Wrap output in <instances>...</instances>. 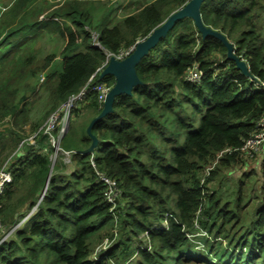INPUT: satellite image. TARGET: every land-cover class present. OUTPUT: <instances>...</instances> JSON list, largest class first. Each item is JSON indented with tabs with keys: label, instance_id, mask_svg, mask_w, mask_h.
I'll use <instances>...</instances> for the list:
<instances>
[{
	"label": "trees",
	"instance_id": "16d2710c",
	"mask_svg": "<svg viewBox=\"0 0 264 264\" xmlns=\"http://www.w3.org/2000/svg\"><path fill=\"white\" fill-rule=\"evenodd\" d=\"M33 1L13 0L3 14L0 121L12 116L20 124L25 119L20 113L28 111L25 90L32 86L24 79L47 69L55 59V54L48 55L43 65L33 66L37 55L22 46L27 37L42 31L57 33L65 41L62 69L49 74L53 76L51 112L86 83L113 85L110 74L101 77L98 72L89 78L110 53L146 37L188 0H154L112 25L105 21L109 10L101 18L105 22L98 31L99 45L92 42L88 28L96 25L83 0L29 7ZM200 11L204 24L232 41L250 72L264 80V0H204ZM80 43L83 50L67 55ZM193 64L203 71L200 82L183 77ZM136 72L140 83L130 94L117 95L112 110L91 126L97 138L92 150L95 167L113 178L120 189L119 239L97 259L90 258L92 238L114 222L104 185L96 179L91 164L92 154L86 152L92 144L87 132L90 119L77 137L72 131L61 140L65 148L76 150L72 155L80 163L77 169L61 173L52 167L50 148L54 146L47 134L37 140L38 148L28 146L13 162L12 181L0 200V216L17 211L11 201L15 182L31 178L32 196L22 202V217L36 204L51 168L52 174L37 210L17 229L16 239L0 244V264H110L111 260L122 264L135 251L134 236L144 231L150 248H142L140 242L133 264H200L208 259L210 264H264V206L247 228L228 227L240 221V211L229 207L227 200L221 203L215 192H206L207 202L197 221L209 236H197L199 242L187 236L197 233L194 220L202 196V166L224 147L240 146L254 131L264 115V90L227 57L220 39L203 37L190 17L174 23L136 64ZM88 99L94 117L102 106L94 91L88 92ZM4 131L0 128V135ZM239 158V153L226 154L212 175L219 166L232 165ZM237 201L242 209V194ZM164 220L166 225L161 226ZM154 224L160 227L155 229ZM217 237L225 238L227 244Z\"/></svg>",
	"mask_w": 264,
	"mask_h": 264
},
{
	"label": "rangeland",
	"instance_id": "374dc122",
	"mask_svg": "<svg viewBox=\"0 0 264 264\" xmlns=\"http://www.w3.org/2000/svg\"><path fill=\"white\" fill-rule=\"evenodd\" d=\"M63 0H38L35 4L36 7H43L51 3H57ZM85 6L90 8L89 11L93 15L94 24L96 26L88 28L92 34V42L96 44L98 42V31L99 28L103 26L104 22L106 21L107 24H112L114 21H119L122 19L124 14L128 12L121 11V6H118V2L120 0H83ZM139 5V8L144 5L141 2L146 3L147 0H135ZM13 0H0V39L4 36L6 31V25L3 23L2 18L4 12L6 13L7 10L10 8ZM141 4V5H140ZM111 10L110 16L106 17V20L102 22L101 18H104L107 15V12ZM65 41L63 38L57 33H43L40 31L38 34H33L32 37H27L26 41L22 46L28 48L30 52H33L37 55L36 60L33 62V66H41L43 65L44 58L48 55L55 54V59L53 62L47 67V69L38 70L34 74H28L24 79V82L30 84L31 88H27L25 90V94L27 95V99L24 101L27 108V113H20L21 118H25L20 124H16L15 118L7 117L6 119L0 121V128H5V131L0 135V168L5 164L9 165L13 162H17L18 154L23 152L28 146H37V140H39L40 136L45 133V128L48 125V122L52 115L56 111L49 112V109L52 105L50 103V79L53 76L49 77V74L56 69L58 65L62 63L61 58V49L64 46ZM84 49L82 43L78 44L75 49L68 52L67 55H72L76 52H79ZM63 56V55H62ZM62 67L60 66L58 72L61 71ZM56 72V70L54 71ZM90 100H86L82 102L80 108L78 110H74L71 112L69 118L65 117L62 120L63 123L66 124V129L60 138L57 140V131H53V134L56 136L57 145L55 147L50 148L51 153L50 157L52 159V167L56 166L57 170L61 173H68L72 170L77 169L80 166V163L75 161L73 158V152L65 153L64 150L70 151L71 149H67L61 143L62 138L65 135H69L73 131V135L75 137L81 133V128L84 124L92 120L94 117V113L89 106ZM62 106V105H61ZM57 107L58 109L61 108ZM103 107V106H102ZM25 116V117H24ZM92 117V118H91ZM10 127V128H9ZM52 146L53 144L50 143ZM95 148V147H94ZM49 150V149H48ZM93 150V149H92ZM73 151V150H72ZM76 151V150H75ZM91 156H93L92 151H90ZM264 146L260 157L256 158H244L235 162L232 165L228 166H219L216 169L215 173L208 177L205 184V191L209 193L215 192L216 195L220 198L221 203H225V201H229V207L234 209H238L240 212L241 217L239 218L240 221L228 224V227L231 225H236L235 228H238L241 225H244L243 228H247V225L250 221L255 220L257 218L256 211L261 207L264 206ZM201 173V172H200ZM97 179V177H96ZM98 180V179H97ZM99 181V180H98ZM240 188V190H239ZM31 178H24L19 182H15V185L12 189L13 191V200L12 203L16 204L17 211L13 215L9 213L7 216L1 215L2 226H0V244L2 242H8L12 239H16V231L17 226L15 229L14 226L17 222L21 219L20 213L24 210V205L22 202H26L31 197ZM46 191V190H45ZM43 190L40 192V197L37 199L36 204L38 205L39 201L41 200ZM45 193V192H44ZM43 193V194H44ZM242 194V209L240 206L238 207L237 200L238 195ZM38 193L36 194V197ZM43 196V195H42ZM35 197V198H36ZM29 202V201H28ZM22 203V204H21ZM35 204V205H36ZM111 207V205H110ZM120 207L119 200H116V208L111 211L112 216L114 214L118 215L117 208ZM200 214V213H199ZM198 214V215H199ZM194 222L197 220V216ZM10 218V220L6 221V219ZM198 222V221H197ZM23 226V225H22ZM21 226V227H22ZM157 224H154L152 227L156 229ZM18 227V228H21ZM120 228V218L118 217L117 222H113L111 225L100 233L97 237L94 236L92 238V252L90 258L96 259L97 256L110 248L115 241L119 239L121 236ZM194 230L197 231L196 234H187L190 239L196 240L199 242L197 236H209L206 234L207 231L200 229L201 227L194 226ZM240 228V227H239ZM238 228V229H239ZM242 228V229H243ZM116 229V231H114ZM116 232V233H115ZM147 232L144 231L137 236H134L133 245L136 247L134 253L128 260H123L122 257L118 258V261L122 264H133L136 261V258L139 254L137 246L140 243L142 248L148 249L150 248V241L146 237ZM195 236V237H194ZM108 238L110 241V246L107 248H103V244L105 239ZM214 239V238H213ZM216 239L222 240L224 245L227 244V240L225 238L217 237ZM203 241V239H201ZM199 245H203L198 243ZM201 250V249H200ZM204 254L209 256V253ZM206 258V257H204ZM207 259V258H206ZM110 264H116L114 260L110 261ZM204 262V263H203ZM200 264H210L211 259L203 261ZM189 264H193L189 263ZM197 264V263H194ZM216 264V263H215Z\"/></svg>",
	"mask_w": 264,
	"mask_h": 264
},
{
	"label": "built area",
	"instance_id": "2783aa9c",
	"mask_svg": "<svg viewBox=\"0 0 264 264\" xmlns=\"http://www.w3.org/2000/svg\"><path fill=\"white\" fill-rule=\"evenodd\" d=\"M139 40L141 39H138L135 43L127 47L120 48L118 51L114 53H110L109 57L115 56L118 59H123L124 57L129 55L134 50L135 45ZM96 44L99 45L98 42ZM240 57L244 59L242 56ZM107 62L108 60H106V62L103 65L98 66L95 70V73H93L90 76L89 80H91L96 73L98 72L101 73L104 67L106 66ZM202 75H203V71L200 70L196 64H193L192 66H189L186 69L185 73L183 74V77L184 79L191 81V82H200ZM247 77L253 82V84L256 87H259L264 90V80L263 79L253 74L251 76L247 75ZM112 86L113 85L105 81H98L91 85H89V83H86L76 94H73L72 96H70V98L65 103L62 104L60 109L55 110L56 112L52 115V117L50 118L48 122V125L45 128V133L48 135L50 143H52L54 147L57 145L56 136L53 134V131L58 132L57 134V140H58L66 129V124L63 123L62 120H64L65 117L69 118L72 111L78 110L80 108L81 103L86 101V97L89 91H94L95 95L97 96L98 103L101 107L103 106L106 100L107 94L112 88ZM263 146H264V115L257 121L256 128L254 129V131H252L246 138H244L240 146L224 147L223 149L219 150L213 158H211L207 163H205L202 166L200 170L201 173L199 174L200 186L202 188V196H201L200 205L196 211V215L201 213L200 212L201 206L207 202L204 183L207 181L212 171L219 164L222 157L225 156L226 154L232 155L235 153H239V156L241 159L254 158V157L258 158L260 157L262 153ZM72 150L73 149H71L70 151H66V150L64 151L65 153H68V152L75 153L76 152L75 150L73 151ZM90 160H91V164L94 166L95 175L97 179L101 181L104 185L105 199L111 205L110 210L114 212L116 208V200L118 201L119 196H120V189L118 185L116 184V181L113 178L109 177L103 171L95 167L93 156L90 157ZM11 181H12L11 164L9 165L5 164L4 166L0 168V200H1V197L4 195L5 190ZM2 206L3 204L0 201V209L2 208ZM37 206H38L37 204L34 205L26 214H24V216L21 217V219L17 222V224L14 226L13 229H15L16 226L18 229V227H21L22 225H24V223L29 219V217H31V215L37 210ZM168 215H170V213H168ZM117 219H118V215L114 214V222H117ZM194 224L196 227H199L197 220L195 221ZM165 225H166V221L164 220L161 222V226H165ZM0 226H2L1 216H0ZM159 227L160 226H156V228H159ZM114 231H116V229ZM110 244L111 243L109 239L106 238L103 244V248L105 249L109 247Z\"/></svg>",
	"mask_w": 264,
	"mask_h": 264
},
{
	"label": "water",
	"instance_id": "95a60500",
	"mask_svg": "<svg viewBox=\"0 0 264 264\" xmlns=\"http://www.w3.org/2000/svg\"><path fill=\"white\" fill-rule=\"evenodd\" d=\"M203 2L204 0H188L184 5L171 12L167 18L159 26L155 27L146 37L139 40L136 43L134 50L129 55L123 59H118L115 56L109 57L100 76L103 77L108 74L113 75L114 84L107 94L100 113L97 114L87 126V132L92 137V144L86 152L92 151L97 144V138L91 132L93 122L112 110L113 102L117 95L130 94L133 87L140 83V79L136 72V64L157 45L161 38L166 36L174 23L181 18L190 17L203 37L213 36L220 39L227 49V57L235 62L237 68L244 75H252L246 61L235 53L233 42L230 41L221 31L204 24L200 11V6ZM51 174L52 168L43 188L42 195H44L43 193L47 189Z\"/></svg>",
	"mask_w": 264,
	"mask_h": 264
},
{
	"label": "crops",
	"instance_id": "0c3cea01",
	"mask_svg": "<svg viewBox=\"0 0 264 264\" xmlns=\"http://www.w3.org/2000/svg\"><path fill=\"white\" fill-rule=\"evenodd\" d=\"M37 1L38 0H34L33 2H32V4H30V6L29 7H34L35 6V4L37 3ZM152 1H154V0H147V2L146 3H149V2H152ZM146 3H144V2H141V4H146ZM140 4V5H141ZM144 5H142V6H144ZM118 6H121V11H124L125 10V12L128 10V12L126 13V14H124V16L122 17V18H124L125 16H127V15H129V14H132V13H134V12H136V11H138L139 10V5L137 4V2H135V0H120L119 2H118ZM141 6V7H142ZM28 7V8H29ZM140 7V8H141ZM90 9V8H89ZM114 20H115V18H114ZM113 20V23L112 24H114V23H116V21H114ZM112 24H110V25H112ZM61 58H62V63L60 64V65H58L57 67H56V72H58V69H59V67L61 66L62 67V65H63V56L61 55ZM55 70H53L51 73H53ZM24 208H25V205H24Z\"/></svg>",
	"mask_w": 264,
	"mask_h": 264
}]
</instances>
